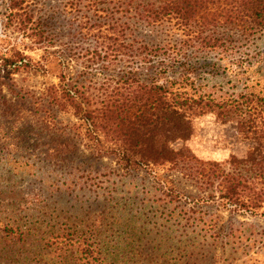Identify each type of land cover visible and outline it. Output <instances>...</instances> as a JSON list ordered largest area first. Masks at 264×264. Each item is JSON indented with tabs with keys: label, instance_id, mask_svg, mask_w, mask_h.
Segmentation results:
<instances>
[{
	"label": "rangeland",
	"instance_id": "obj_1",
	"mask_svg": "<svg viewBox=\"0 0 264 264\" xmlns=\"http://www.w3.org/2000/svg\"><path fill=\"white\" fill-rule=\"evenodd\" d=\"M6 2L0 0V52L14 48L32 66L0 78V264H56L63 253H55L54 244L68 241L90 245L104 264H264V216L229 212L216 203L213 186L180 168L122 171L111 157L92 155L77 118L47 105L46 90L59 83L61 68L83 71L82 58L94 48L92 28L104 13L87 2L73 8L70 0H29L54 53L40 69L35 64L42 51L21 32H2ZM172 27H139L137 38L153 45L172 41L179 38ZM213 34L231 37L236 57H251V79L264 75V31L246 42L222 29ZM204 58L226 71L235 60L217 61L214 53ZM141 72L149 71L143 66ZM96 74L94 87L103 79ZM195 79L199 89L233 91L230 72L222 68H199ZM191 129L186 141L160 135L155 145L192 157L196 168L228 167L231 158L251 151L253 136L243 135L231 117L196 115Z\"/></svg>",
	"mask_w": 264,
	"mask_h": 264
},
{
	"label": "trees",
	"instance_id": "obj_2",
	"mask_svg": "<svg viewBox=\"0 0 264 264\" xmlns=\"http://www.w3.org/2000/svg\"><path fill=\"white\" fill-rule=\"evenodd\" d=\"M82 2L99 8L103 23L92 28L94 48L82 58L83 71L75 75L61 68L59 83L46 90L47 105L53 112L77 118L92 155L111 157L122 171L143 168L167 174L180 168L185 176L213 186L216 203L229 212L264 216V75L251 79V57L241 52L236 57L235 41L213 34L222 29L246 42L263 32L264 0H70V5L77 8ZM2 16V32H21L33 50L42 51L35 67L45 68L54 53L29 0H7ZM166 24L179 38L156 45L137 38L139 27ZM213 53L217 61L235 59L225 65L234 84L232 92L217 86L199 89L196 84L199 68L227 72L217 62L203 59ZM118 65L122 66L117 71ZM30 66L29 58L14 48L0 52L1 79ZM143 66L147 74L141 72ZM96 73L103 79L94 87ZM207 113L231 117L243 135H252L250 153L231 158L228 167L202 163L196 168L192 157L165 144L155 145L160 135L164 141L188 140L192 117ZM54 249L63 253L56 264H104L84 242L54 244Z\"/></svg>",
	"mask_w": 264,
	"mask_h": 264
}]
</instances>
